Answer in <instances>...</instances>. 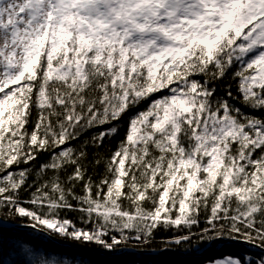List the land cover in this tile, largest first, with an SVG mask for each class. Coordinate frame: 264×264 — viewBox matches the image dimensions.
<instances>
[{"label":"snow or ice","instance_id":"snow-or-ice-1","mask_svg":"<svg viewBox=\"0 0 264 264\" xmlns=\"http://www.w3.org/2000/svg\"><path fill=\"white\" fill-rule=\"evenodd\" d=\"M10 220L109 252L226 239L257 252L207 264H264V0H0V254L74 264Z\"/></svg>","mask_w":264,"mask_h":264},{"label":"trees","instance_id":"trees-1","mask_svg":"<svg viewBox=\"0 0 264 264\" xmlns=\"http://www.w3.org/2000/svg\"><path fill=\"white\" fill-rule=\"evenodd\" d=\"M232 90L235 93L234 86ZM223 91L224 89L221 88L220 92L223 93ZM156 95L159 96V93ZM146 107L147 104H142L139 110H143ZM133 114L134 112L129 113V115L125 116L123 121L117 125L120 129L119 135L115 138L105 140L104 147L100 150V156H107L111 151L115 150L118 142L124 135L128 118ZM98 131H100L98 128L92 129L86 134V138ZM75 146L78 147L79 145ZM92 155L93 153L90 149V160L92 159ZM46 159V156H42L37 164L43 163ZM103 172V164L100 166L90 165V173L94 179L98 180ZM68 218L73 220L78 226H82L80 225L77 214L68 213ZM25 225V222L17 224L16 221L10 220L7 224L3 225V227L17 234L32 237L33 240L39 244L41 251L47 249L49 252L55 253L69 261L74 258V264H206L210 259L220 258L228 254L252 255L257 252L255 248H249L243 244L230 243H223L218 248L207 249V245L211 241L197 242L195 240L191 245L185 243L182 246L173 245L171 248L165 249L162 241L171 239L173 234L163 231L156 234L155 243L151 247L137 248L133 246L129 248H119L115 252H109L108 250L93 245H79L75 244L73 241H63L57 237L49 238L47 236H41L33 230L20 228ZM202 226L203 221L201 223V227ZM11 259L12 257L6 252L0 254V260L3 261V264H11Z\"/></svg>","mask_w":264,"mask_h":264},{"label":"water","instance_id":"water-1","mask_svg":"<svg viewBox=\"0 0 264 264\" xmlns=\"http://www.w3.org/2000/svg\"><path fill=\"white\" fill-rule=\"evenodd\" d=\"M21 229H25V230H32L30 228H28L26 225L25 226H21L20 227ZM223 243H230V244H241V243H235V242H232V241H229V240H214V241H211L208 245H207V249H212V248H218L220 247ZM245 245V244H243ZM247 246V245H245ZM249 247V246H247ZM249 248H254V247H249ZM256 250V249H255ZM168 252H171V251H168ZM173 253V252H172Z\"/></svg>","mask_w":264,"mask_h":264},{"label":"rangeland","instance_id":"rangeland-1","mask_svg":"<svg viewBox=\"0 0 264 264\" xmlns=\"http://www.w3.org/2000/svg\"><path fill=\"white\" fill-rule=\"evenodd\" d=\"M207 264V263H206Z\"/></svg>","mask_w":264,"mask_h":264}]
</instances>
